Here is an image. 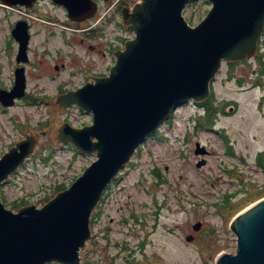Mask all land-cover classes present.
Returning a JSON list of instances; mask_svg holds the SVG:
<instances>
[{
  "label": "rangeland",
  "instance_id": "obj_1",
  "mask_svg": "<svg viewBox=\"0 0 264 264\" xmlns=\"http://www.w3.org/2000/svg\"><path fill=\"white\" fill-rule=\"evenodd\" d=\"M209 7L199 0L186 7L185 15L194 25ZM8 25L0 18V38L6 37ZM114 31L132 37L125 27H114ZM67 32L72 31L67 28ZM262 45L264 51V40ZM257 62L237 63L231 69L223 65L212 83L211 99L224 107L235 103L233 109L217 112L214 127L194 126L201 109L188 102L160 126L162 139L157 134L138 149L102 202L91 225L97 243L92 244L91 236L79 264H214L219 253L234 252L236 237L229 229L230 221L264 197V164L257 159L262 152L264 160V92L255 87L254 73L260 70ZM261 80L264 83V76ZM41 111L59 117L52 127L63 119L77 125L91 117L76 107L66 111L53 104L37 108L18 103L3 112L0 109V150L27 131H16L11 117L16 116L21 124L29 117L34 128ZM196 141L207 150L199 166L200 157L193 151ZM38 147L33 162L1 187L5 204L13 211L20 205L10 203L18 198H24V205L41 206L55 196L58 184L69 185L94 159L58 146L49 133ZM242 183H250L252 189L243 188ZM227 198L230 208L219 211V204ZM197 221L201 227L195 231L192 225ZM189 234L194 235L191 241L186 240Z\"/></svg>",
  "mask_w": 264,
  "mask_h": 264
},
{
  "label": "water",
  "instance_id": "obj_2",
  "mask_svg": "<svg viewBox=\"0 0 264 264\" xmlns=\"http://www.w3.org/2000/svg\"><path fill=\"white\" fill-rule=\"evenodd\" d=\"M189 1L141 0L124 13L135 37L116 53L109 76L66 96L93 113L92 124L64 126L58 135L81 152H95L97 159L41 208L13 212L0 200V264H78L79 250L90 237L91 212L137 144L179 102L204 100L222 60L253 54L264 24V0H208L211 8L194 27L182 15ZM56 2L75 20L94 11L91 0ZM32 143L24 141L0 158V183L23 162ZM197 146L195 152L204 153ZM230 229L236 250L220 254L215 263L264 264V198L240 212Z\"/></svg>",
  "mask_w": 264,
  "mask_h": 264
},
{
  "label": "flooded vegetation",
  "instance_id": "obj_3",
  "mask_svg": "<svg viewBox=\"0 0 264 264\" xmlns=\"http://www.w3.org/2000/svg\"><path fill=\"white\" fill-rule=\"evenodd\" d=\"M121 7L106 5L107 15L96 17L94 22H76L68 20L65 7L53 0L15 5L0 0V18L9 24L6 37L0 38V91L12 90L20 78L24 86V94L13 105L0 103L1 111L18 103L37 108L51 104L56 94L75 91L106 75L115 60L114 50L122 47V42L118 43L121 34L114 31V27L122 30ZM19 23L25 27V44L24 39L13 35ZM67 26L74 32L68 34ZM105 29L112 36L108 37ZM41 115L37 129L30 126L28 116L22 124L17 123L16 116L11 117L14 129L27 130L21 137L31 130L40 135L50 133L56 119L50 112L41 111Z\"/></svg>",
  "mask_w": 264,
  "mask_h": 264
},
{
  "label": "trees",
  "instance_id": "obj_4",
  "mask_svg": "<svg viewBox=\"0 0 264 264\" xmlns=\"http://www.w3.org/2000/svg\"><path fill=\"white\" fill-rule=\"evenodd\" d=\"M232 65V64H230ZM202 105L204 106V115L201 116L200 118H198L197 123L199 126H210V124L213 122L218 110L222 109V106L215 104V102L212 101L211 98H208L204 103H202ZM258 163L261 164V166L263 165V158H262V154L258 155ZM243 186V188H248V189H252L249 187L250 183H242L241 184ZM61 188H57V191H60ZM262 190V188L260 189ZM248 191V190H246ZM250 197V195H248V198ZM20 200V199H19ZM17 200H15L16 202ZM14 202V203H15ZM14 203H12V205H14ZM24 203H19L20 206H22ZM221 206V208H230L229 207V203H228V198L227 199H223L222 202L219 204V207ZM207 249V247H206Z\"/></svg>",
  "mask_w": 264,
  "mask_h": 264
},
{
  "label": "bare ground",
  "instance_id": "obj_5",
  "mask_svg": "<svg viewBox=\"0 0 264 264\" xmlns=\"http://www.w3.org/2000/svg\"><path fill=\"white\" fill-rule=\"evenodd\" d=\"M245 210V209H244ZM243 212V211H242Z\"/></svg>",
  "mask_w": 264,
  "mask_h": 264
}]
</instances>
